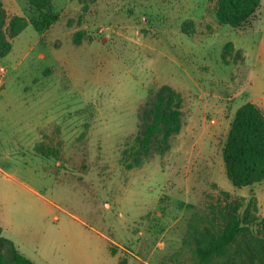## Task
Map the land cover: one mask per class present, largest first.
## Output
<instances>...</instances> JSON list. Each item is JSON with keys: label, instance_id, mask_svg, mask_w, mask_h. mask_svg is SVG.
I'll list each match as a JSON object with an SVG mask.
<instances>
[{"label": "rangeland", "instance_id": "1", "mask_svg": "<svg viewBox=\"0 0 264 264\" xmlns=\"http://www.w3.org/2000/svg\"><path fill=\"white\" fill-rule=\"evenodd\" d=\"M26 1L39 30L0 61L2 236L34 264H193L192 216L224 190L264 217V182L235 186L223 159L237 108L264 111V0L241 27L218 20L216 0ZM164 84L184 125L130 168L141 106Z\"/></svg>", "mask_w": 264, "mask_h": 264}, {"label": "trees", "instance_id": "2", "mask_svg": "<svg viewBox=\"0 0 264 264\" xmlns=\"http://www.w3.org/2000/svg\"><path fill=\"white\" fill-rule=\"evenodd\" d=\"M28 2L43 10L52 0ZM261 4L262 0H216V15L221 23L241 27L257 13ZM30 22L39 30L25 16L9 15L0 0V61L12 50L13 39ZM183 31L192 32L186 24ZM80 40L76 34L75 41L80 43ZM233 49L234 44L229 42L222 53L226 62L227 54ZM183 102L182 94L169 84L160 86L149 96L139 112L135 143L127 151L134 160L129 163L130 168L141 165L154 153L163 154L171 148L172 136L184 125ZM223 159L227 176L235 186L264 182V111L257 103L246 101L237 108L223 148ZM223 193L228 198L225 204L212 205L206 213L198 210L192 216L184 244L191 248L193 264H264V217L252 212V207L256 208L255 200L241 212L243 204L230 200L229 191ZM2 232L0 224V239L9 241L6 243L11 258L0 249V264H34ZM121 264H127V260Z\"/></svg>", "mask_w": 264, "mask_h": 264}, {"label": "crops", "instance_id": "3", "mask_svg": "<svg viewBox=\"0 0 264 264\" xmlns=\"http://www.w3.org/2000/svg\"><path fill=\"white\" fill-rule=\"evenodd\" d=\"M2 1L9 15H14V14L24 15L19 9L20 8L19 0H7V2L6 0H2ZM26 3L30 6L28 0L26 1Z\"/></svg>", "mask_w": 264, "mask_h": 264}, {"label": "built area", "instance_id": "4", "mask_svg": "<svg viewBox=\"0 0 264 264\" xmlns=\"http://www.w3.org/2000/svg\"><path fill=\"white\" fill-rule=\"evenodd\" d=\"M5 74H6V68L4 66H0V82L4 80Z\"/></svg>", "mask_w": 264, "mask_h": 264}]
</instances>
